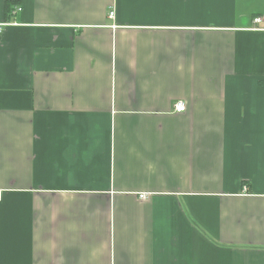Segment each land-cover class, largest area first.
I'll use <instances>...</instances> for the list:
<instances>
[{
    "label": "crops",
    "instance_id": "obj_1",
    "mask_svg": "<svg viewBox=\"0 0 264 264\" xmlns=\"http://www.w3.org/2000/svg\"><path fill=\"white\" fill-rule=\"evenodd\" d=\"M2 22L0 264H264V0Z\"/></svg>",
    "mask_w": 264,
    "mask_h": 264
},
{
    "label": "built area",
    "instance_id": "obj_2",
    "mask_svg": "<svg viewBox=\"0 0 264 264\" xmlns=\"http://www.w3.org/2000/svg\"><path fill=\"white\" fill-rule=\"evenodd\" d=\"M18 10H20V9H18ZM111 15H112V13H110V16ZM254 22L255 23H260V19L256 18V19H254ZM7 25H8V23H6V22L0 23V34L2 33L3 28L6 27ZM174 111L176 113H182V112H184L185 111V104L183 102H181V101L176 102L174 104ZM140 198L141 199L145 198V195H140Z\"/></svg>",
    "mask_w": 264,
    "mask_h": 264
},
{
    "label": "trees",
    "instance_id": "obj_3",
    "mask_svg": "<svg viewBox=\"0 0 264 264\" xmlns=\"http://www.w3.org/2000/svg\"><path fill=\"white\" fill-rule=\"evenodd\" d=\"M10 10H11V4H9L8 6L6 5V15L9 14Z\"/></svg>",
    "mask_w": 264,
    "mask_h": 264
}]
</instances>
